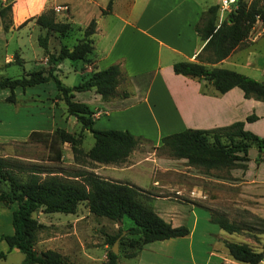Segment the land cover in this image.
Instances as JSON below:
<instances>
[{
  "label": "crops",
  "instance_id": "crops-1",
  "mask_svg": "<svg viewBox=\"0 0 264 264\" xmlns=\"http://www.w3.org/2000/svg\"><path fill=\"white\" fill-rule=\"evenodd\" d=\"M1 1L5 3V0ZM107 1L14 0L11 5L12 20L17 22L33 17L27 21V24L33 25L34 16L47 5L66 4L69 6L68 15L72 16L74 3L89 4L86 24L92 17L96 19V29L91 35L93 50L87 56L88 61L77 60V67L82 74L117 63L120 68V80L116 87L118 94L109 99H102L100 93L90 88L75 90L73 98L91 107L94 127L128 129L134 135L146 139L140 145L147 143L150 146L144 149L139 145L128 156L126 164L93 162L98 168L96 173L106 178L129 181L145 189L155 187V190H181V194L186 196L185 201H175V196L171 195L151 193V197L146 199L145 203L172 225L184 224L189 228L186 235L154 241L163 242L166 247L182 245L187 248L191 258L196 259L199 253L203 264H249L234 259L229 254L225 241L246 243L255 250L264 251V231L249 230L246 225L250 223L245 221V215L264 218V147L251 145L248 148L245 168L204 170L188 164L186 158L157 153L163 135L188 127L211 128L244 120L245 129L264 137V99L244 96L239 86H232L217 93L205 79L175 73L172 68L177 60H196V54L201 50L204 41L198 36L194 25L200 19L201 12L208 5L218 3V0L211 3H202L201 0H113L111 10L102 13L101 7H105ZM259 21L254 22L248 36L227 56L207 64L234 69L252 76L249 70L254 68V61L249 53L243 55L242 52L264 36V22ZM18 48L21 52V46ZM9 60L10 57L6 59ZM61 66L62 61L56 67L58 77L62 71ZM259 80H264V77ZM18 87L21 88L16 86L14 89ZM123 91H127L128 95L122 96L120 93ZM60 99L55 97L54 101ZM251 113L257 117L246 120V116ZM73 118L76 120L74 116ZM46 127H30L27 136L32 130L53 129ZM87 132L89 131L86 129L82 131L80 146L83 151H87L93 144L83 146V138ZM65 144L66 142H63L62 146L66 149V154L71 156L70 163H89L77 161L70 144ZM143 157L146 158L145 162L142 161ZM180 167L185 168V174H181L180 179L176 176L163 183L159 178L152 176L156 168H172L177 172ZM190 189L202 191L206 197L192 196L189 194ZM83 203L86 204L84 201ZM78 204L72 212L75 216ZM14 208V202L8 206L0 201V250L6 252L4 258L11 253L20 252L16 247L9 248L6 240L1 237L13 232ZM180 208L188 213L185 214L182 210L183 214L179 215ZM210 210H216L230 221L239 223L240 230L227 231L221 228L210 220ZM47 213L49 212H44L42 208L33 213L37 220L44 224L37 232L34 248L37 251L53 248L69 256L62 243L55 242L52 233L43 234L42 231L47 226L61 225V222L48 219ZM76 220L72 219V222L75 223ZM22 259L23 255L19 263ZM254 264H264V257Z\"/></svg>",
  "mask_w": 264,
  "mask_h": 264
},
{
  "label": "trees",
  "instance_id": "trees-1",
  "mask_svg": "<svg viewBox=\"0 0 264 264\" xmlns=\"http://www.w3.org/2000/svg\"><path fill=\"white\" fill-rule=\"evenodd\" d=\"M113 0H108L102 13L111 10ZM12 0L0 6V20L3 30L7 31L12 23ZM218 3H212L201 12L200 19L194 29L204 41L201 50L196 54V60H177L172 68L175 73L188 74L209 82L215 92L221 93L239 86L246 97L264 99V80L255 79L234 69L210 66L227 56L236 46L248 36L254 22H264V5L260 0H236V7L226 12L218 22ZM26 18L19 25H23ZM35 23L45 28V33L37 37L38 43L47 52L48 67L46 69H32L20 76H0V87L10 90L8 99L14 100V88H25L29 85L53 80L57 93L66 106L68 114L73 115L80 122L81 130L91 132L94 142L83 151L80 146L81 132L72 133L63 127H56L51 132L32 130L28 135L29 141L46 143L53 152L50 159L59 161L61 158L60 143L68 142L74 157L81 163H112L122 165L131 152L146 139L136 136L128 129L96 128L93 126V110L82 101L73 98L75 90L94 88L101 94L102 99H109L116 94L120 80V68L117 63L83 72L81 80L70 86L64 84L56 74L57 65L65 58L70 60L88 61L87 56L93 50L91 35L96 29V19L92 17L82 27V37L75 43L68 45L61 43L56 53L48 52V34L52 31L61 36L66 35L72 26L69 20L56 18L54 7H46L34 16ZM80 26V25H79ZM81 28V26L79 27ZM13 61L20 62L22 57L16 52ZM7 61L6 63H10ZM127 96L128 92L120 93ZM257 116L248 114L246 120H253ZM244 120H236L226 125L211 128H184L165 134L157 147L171 157L186 158L188 164L204 170L211 168L246 167L247 151L251 145L264 147V137L243 127ZM26 171L24 179L18 174ZM150 192L134 183L114 178H106L92 170L76 169L63 173L52 167H44L35 163H18L13 159L0 155V201L6 205L13 202L17 206L12 211L13 232L1 235L8 247H16L23 253L20 264H75L67 255L53 248L37 251L34 243L37 232L44 224L33 215L40 208L44 212H74L79 202H86L90 212L106 216L117 222L124 216L133 220L127 228L128 233L139 234L140 243L186 235L189 228L184 224L172 225L170 221L160 216L143 200ZM143 198V199H142ZM210 220L227 231H238L239 223L230 221L223 214L210 210ZM249 230L264 231V218L255 216L254 222L246 225ZM116 234L110 235V244L120 235L118 227ZM137 242L131 240V244ZM229 254L236 260L254 264L264 257L263 250H255L246 243L225 241ZM136 251H129L126 256H134ZM6 252L0 250V258ZM117 253L107 250L106 264H118Z\"/></svg>",
  "mask_w": 264,
  "mask_h": 264
},
{
  "label": "rangeland",
  "instance_id": "rangeland-1",
  "mask_svg": "<svg viewBox=\"0 0 264 264\" xmlns=\"http://www.w3.org/2000/svg\"><path fill=\"white\" fill-rule=\"evenodd\" d=\"M7 1L9 0H5L4 2ZM214 1L201 0L202 3H211ZM260 2L264 5V0H260ZM1 5L3 3L0 0ZM16 7L19 8V5ZM46 7H54L56 18L60 20L67 19L72 23L70 31L64 36L54 31L48 34V52L56 53L61 43L71 45L82 37V27L87 22L86 16L90 11V6L88 3H74L72 6V16L68 15L69 6L66 4L47 5ZM118 10L120 11L121 8L119 7ZM27 21L20 26L19 24L22 20L17 22H13L12 20L9 29L5 31L2 28L0 20V76L15 77L32 69H46L48 67L47 52L44 51L37 40L38 35L44 34L46 30L35 23V19H33L35 23L33 25L27 24ZM259 22L262 23L261 20ZM79 25L81 28H79ZM19 46H21V52H19ZM15 52L23 57L22 61H13ZM242 53L243 55L249 53L254 61L252 65L254 68L249 70L250 74L256 77L253 78L258 80L259 78L263 79L264 36ZM8 57H10V63H6ZM78 65L79 62L77 60L73 61L68 58L62 60V71L59 72V78L64 84L72 86L81 80ZM74 67H77V69ZM56 93V85L51 79L26 86L25 88L18 87L14 89V100L8 99L10 94L8 88L0 87V155L13 159L18 163H24L25 165L35 163L44 167L61 170L63 173H68L75 169L98 172L95 163H87L85 165L70 163L71 156L66 154V149L62 146L63 143L59 144L61 148L60 160L53 161L50 159V155L53 152L48 149L46 143L26 140L28 138V128L34 126H47L46 128L50 127L53 129L56 127H64L70 132L74 131L75 134L83 131L80 128V122L75 120L73 115L66 112L64 101L61 99L57 102L54 101ZM93 141L94 138L91 132H87L83 138V146L88 147ZM65 145H69V143L66 142ZM140 146L144 149L150 148L147 143H143ZM157 153L168 155L159 149ZM144 160L146 158L143 157L142 161L145 162ZM146 164L148 163L146 162ZM18 174L24 179L26 171L21 170ZM181 174H185L184 167L178 168L177 172H174L172 168L163 170L156 168L153 170L152 176L159 178L161 182L165 183L176 176L180 179L182 177ZM137 181L142 182L140 179H137ZM146 189L151 194L175 196V199L172 197L175 201L181 202L182 200H186V196L181 194V190L178 193L175 190L169 189L155 190V187ZM150 197V195L145 197L143 201L146 202V199ZM16 206L17 204L14 202V207ZM179 210V215L188 213L185 209L180 208ZM76 213V216L72 212L65 213L59 211L47 213L48 219L50 218L52 222H61V225L57 224L55 226L51 224L42 231L43 234L52 233L55 236L53 238L55 242L60 241L62 243V246L69 253L68 258L75 264H106L107 250L112 249L113 244L108 242V238L110 235L116 234L119 231L118 227L122 229L117 241L118 251L116 253L118 255V264H203L199 253H197L196 259L191 258L187 248H183L182 245L166 247L160 241L141 244L139 234L128 233L127 228L133 224V220L128 216H124L121 223H117L115 220L106 216L88 212V208L83 201L78 204ZM245 217L246 222H254L252 216L245 215ZM72 219L77 220L73 223ZM59 233L60 236H58ZM131 240H136L137 242L131 244ZM129 251H136V254L131 257L126 256V253ZM21 255H23L21 252L11 253L6 258H0V264H20Z\"/></svg>",
  "mask_w": 264,
  "mask_h": 264
},
{
  "label": "built area",
  "instance_id": "built-area-1",
  "mask_svg": "<svg viewBox=\"0 0 264 264\" xmlns=\"http://www.w3.org/2000/svg\"><path fill=\"white\" fill-rule=\"evenodd\" d=\"M218 22L224 17V14L232 8L236 7V0H218ZM189 194L192 196L206 197L205 193L196 189H190Z\"/></svg>",
  "mask_w": 264,
  "mask_h": 264
},
{
  "label": "water",
  "instance_id": "water-1",
  "mask_svg": "<svg viewBox=\"0 0 264 264\" xmlns=\"http://www.w3.org/2000/svg\"><path fill=\"white\" fill-rule=\"evenodd\" d=\"M117 223H121V220L118 219V220H117ZM123 233H124V232H123ZM117 241H118V237L113 241V244H112V250H113L114 252H117V251H118Z\"/></svg>",
  "mask_w": 264,
  "mask_h": 264
}]
</instances>
